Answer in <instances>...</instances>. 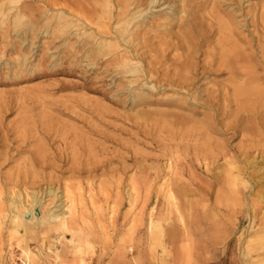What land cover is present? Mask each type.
<instances>
[{
	"label": "rangeland",
	"instance_id": "374dc122",
	"mask_svg": "<svg viewBox=\"0 0 264 264\" xmlns=\"http://www.w3.org/2000/svg\"><path fill=\"white\" fill-rule=\"evenodd\" d=\"M165 6L154 15L162 16ZM71 14L58 0H0V264H88L120 252L137 256L134 236L153 219L166 224V264H212L213 249H229L220 264H264V125L256 118L260 134H253L231 128L233 117H217V131H209L203 123L214 120L202 108L191 111L192 98L225 84L226 75L205 76L195 93L175 92L166 86V52L144 74L141 59L117 60L123 42L118 54L103 56L98 43L104 37ZM122 62L140 75L127 73ZM177 99L182 107L175 106ZM49 188L63 196L69 231L37 223L30 225L27 242L11 235L9 199L44 197ZM169 191L176 209L166 198ZM44 200L45 217L57 198ZM150 230L153 255L161 245L157 228ZM244 237L250 241L241 248Z\"/></svg>",
	"mask_w": 264,
	"mask_h": 264
},
{
	"label": "bare ground",
	"instance_id": "6f19581e",
	"mask_svg": "<svg viewBox=\"0 0 264 264\" xmlns=\"http://www.w3.org/2000/svg\"><path fill=\"white\" fill-rule=\"evenodd\" d=\"M58 1L71 8L73 12L71 15H76L75 17L82 19L85 25L93 24L96 27L94 30L97 34L104 37L103 42L98 43L99 52L103 56L110 55L112 52L118 54L117 51H119L118 49L123 42L124 52L118 55L117 60L141 59L144 62L143 66L146 67L143 72L147 74L152 72L153 68L161 62V55L163 57L166 52V74L164 73L166 86L174 88L175 92L184 94L193 91L195 93L199 89L197 83L202 78L210 75H226L225 84H219L217 89H204L201 91L203 95L200 96V93H198L195 98L191 97L195 101L191 111L196 114V109L202 108L205 110L206 118L214 120L213 122L203 123L206 130L217 131L216 124L221 123L217 117H233L237 123L232 125L231 128L235 127L237 131L240 129L241 131L253 134L258 132L260 134L254 126V120L258 118L260 120L258 125H264V0H259V3L254 7L244 6V3L249 0H86L85 3L79 0ZM163 6L166 7L164 8L166 12L162 16L154 15V12H156L154 9H160ZM239 17L241 18L238 19ZM62 18L63 15L59 18V23H62ZM19 19L20 15H17L16 24H19ZM247 26H251L252 29L246 30ZM174 29L176 30L174 31ZM107 39H113V42H109ZM128 49L133 51L131 55L128 53ZM147 52H153L154 57L148 55L144 57ZM145 59H148V61ZM120 65L126 69L127 73L140 75V70L134 66H130L129 69L126 62H122ZM143 100L144 97L138 98L139 102ZM179 100L177 99L174 104L177 107H182L177 103ZM168 103L173 104L171 101H168ZM178 118L183 117L178 116ZM173 131H176V128ZM239 179L235 178V180ZM242 184L245 185L246 183ZM46 193L44 197L55 196L57 203L49 209L45 217L42 214L45 202L42 195L32 194L29 197L25 195V200H20V198L18 201L17 199H9L8 206H10L11 217L9 218L8 228L11 235L21 234L20 237L27 242L26 234L29 233L30 225H36L37 223L45 224L48 227L59 226L61 229L63 228V232L65 230L69 231L68 210H66L67 208L64 209L63 196L59 195L53 188L47 189ZM132 197L134 198L130 194V198ZM166 198L169 199L170 206L175 208L176 198L174 193L171 191ZM89 201L91 202V200ZM261 201L263 202V200ZM24 202H28V204ZM185 203L183 202V204ZM183 209H185L184 206ZM36 212L41 213L40 216ZM208 222L210 223V221ZM20 229L24 230L23 234L19 231ZM9 230L7 231L9 232ZM45 233L43 234L45 235ZM69 241L71 240L69 239ZM249 241L250 238L244 237L239 240L238 244L242 248L245 243V246H248L247 242ZM240 254L243 257L246 256L244 251H240ZM25 255L29 257L27 250Z\"/></svg>",
	"mask_w": 264,
	"mask_h": 264
},
{
	"label": "crops",
	"instance_id": "0c3cea01",
	"mask_svg": "<svg viewBox=\"0 0 264 264\" xmlns=\"http://www.w3.org/2000/svg\"><path fill=\"white\" fill-rule=\"evenodd\" d=\"M154 226L157 228L158 231H156V233H158L157 237H158V242L161 245V249L160 248H156L154 254H149V249L151 247V244L149 243L151 241V233L152 230H150V226ZM165 225V227H164ZM143 227H146V230L143 231H137L136 235L134 236V240H135V244H134V248L137 252L138 255L137 256H131L129 257L126 253H116L115 255H111L110 257H102L99 256V260H94L91 259L88 264H166V224H160V220L157 219H153L151 222L149 220L146 221V224L143 225ZM212 231H215L213 229H215V225L211 226ZM164 230V232H163ZM163 232V233H162ZM164 235V236H163ZM164 237V238H163ZM173 236L170 234V238ZM174 237H175V242H177V237H179V233L174 232ZM214 238V237H212ZM154 240V239H153ZM168 241H171V239H169ZM199 246L200 248L203 247L202 245V239L199 240ZM218 241H214V239H212L211 243H212V247L214 248V245L217 246L218 243H215ZM145 244H147L148 246L146 247V250H143V248L141 246H145ZM198 246V248H199ZM144 251H147L144 253ZM213 255H212V264H220L222 261L221 258H224L225 253L227 255V252L229 253V249L227 250V252H221L219 253V250L217 249L216 251L213 249ZM123 254V255H122ZM176 254V253H175ZM199 252H197L196 257H199ZM174 258H176V256H173ZM93 258V257H92ZM152 258H154L155 260H152ZM101 260V262H100ZM108 260V261H107ZM140 261V262H139ZM26 264V263H23ZM30 264V263H29ZM69 264V262H68Z\"/></svg>",
	"mask_w": 264,
	"mask_h": 264
},
{
	"label": "water",
	"instance_id": "95a60500",
	"mask_svg": "<svg viewBox=\"0 0 264 264\" xmlns=\"http://www.w3.org/2000/svg\"><path fill=\"white\" fill-rule=\"evenodd\" d=\"M36 214H38V215H39V213H38V212H36Z\"/></svg>",
	"mask_w": 264,
	"mask_h": 264
}]
</instances>
